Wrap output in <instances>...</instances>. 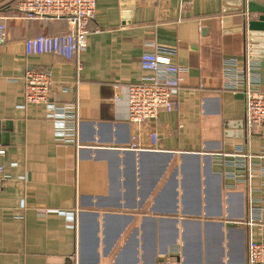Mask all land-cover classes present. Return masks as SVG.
Instances as JSON below:
<instances>
[{"label":"crops","instance_id":"crops-1","mask_svg":"<svg viewBox=\"0 0 264 264\" xmlns=\"http://www.w3.org/2000/svg\"><path fill=\"white\" fill-rule=\"evenodd\" d=\"M18 1L0 0V264H248L250 239L264 240V129L249 133L225 66L245 69L243 29L258 15L223 0H97L86 51L66 59L26 54L27 39L69 25L22 19ZM148 43L176 51L178 110L134 142L126 89L152 76ZM251 65L264 89V65ZM31 70L51 74L52 103L75 109L78 146L57 141L45 106L25 105ZM251 203L263 224H248Z\"/></svg>","mask_w":264,"mask_h":264},{"label":"built area","instance_id":"built-area-1","mask_svg":"<svg viewBox=\"0 0 264 264\" xmlns=\"http://www.w3.org/2000/svg\"><path fill=\"white\" fill-rule=\"evenodd\" d=\"M157 3H167L170 0H155ZM17 11L26 20H58L66 19L69 30L55 36L41 35L29 38L24 42L25 52L33 55H58L73 59L86 51L89 25L97 15V0H19ZM7 30L0 24V46L6 41ZM153 51L145 52L141 57L144 71L152 73L144 82L127 87L128 120L137 127L133 141L139 138L142 127L150 120L157 118L161 110L168 112L178 110L177 94L181 85L182 69L175 62V50L161 48L153 43ZM249 58V57H248ZM82 68V65L79 67ZM251 59L246 67L237 60L226 63L225 72L229 79L227 89L233 93L243 92L246 98V122L248 131L264 129V89L260 88L259 75L250 71ZM252 74V75H251ZM25 105H43L48 117L54 123L55 137L64 145H79V119L74 108L59 106L50 101V89L53 81L46 71L31 70L25 75ZM153 142L157 135L152 134ZM5 150H0V157ZM264 158V153L259 156ZM252 156L243 153L239 162L250 165ZM238 163L239 166L243 167ZM4 166L0 161V177L4 174ZM253 177L252 170L249 175ZM249 179V180H250ZM250 206V226L263 224L262 210ZM47 210L46 213H50ZM159 264H183L172 258H166ZM248 264H264V240L251 238L248 245Z\"/></svg>","mask_w":264,"mask_h":264},{"label":"water","instance_id":"water-1","mask_svg":"<svg viewBox=\"0 0 264 264\" xmlns=\"http://www.w3.org/2000/svg\"><path fill=\"white\" fill-rule=\"evenodd\" d=\"M224 11L243 12L257 20H248L243 31L246 35L248 55L251 60H258L264 65V0H223Z\"/></svg>","mask_w":264,"mask_h":264}]
</instances>
